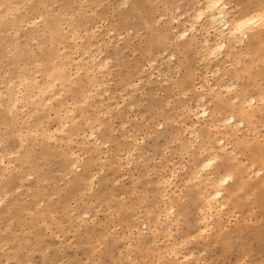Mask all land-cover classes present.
<instances>
[{
  "label": "rangeland",
  "instance_id": "374dc122",
  "mask_svg": "<svg viewBox=\"0 0 264 264\" xmlns=\"http://www.w3.org/2000/svg\"><path fill=\"white\" fill-rule=\"evenodd\" d=\"M206 2L0 0V264H264V29L208 60Z\"/></svg>",
  "mask_w": 264,
  "mask_h": 264
},
{
  "label": "bare ground",
  "instance_id": "6f19581e",
  "mask_svg": "<svg viewBox=\"0 0 264 264\" xmlns=\"http://www.w3.org/2000/svg\"><path fill=\"white\" fill-rule=\"evenodd\" d=\"M228 0H208V2H206V7L205 9H200L198 10L196 13V17H195V22L200 23L202 20H207L208 24L211 26L210 28L215 31L216 33H218L219 39L217 40L216 43L211 44L209 41L210 40H205L203 43L204 45L206 44L207 49H205L206 51V56L207 59L209 60V58L211 59H217L218 57H220V54L222 53V51H225L227 48H232L233 45H231V43L233 44H242L244 42V40L247 38H249V33L253 32V28L255 27H260L262 29H264V9L263 11H259V12H255V13H251L248 15H243L240 16L238 19L235 20H231L230 19V7H229V3H227ZM257 9V8H256ZM260 9V8H259ZM255 10V9H254ZM262 10V9H261ZM182 17V16H181ZM193 19V18H192ZM186 23V22H185ZM187 24H191L192 23H187ZM195 25V23H194ZM194 25L189 26L191 28L195 27ZM208 25V26H209ZM190 28V30H191ZM207 28V27H205ZM189 29V28H188ZM187 29V30H188ZM194 30V29H193ZM206 30V29H205ZM208 30V29H207ZM212 31V32H213ZM182 33V31H180ZM208 32V31H207ZM180 33V34H181ZM187 33V31H185L184 33L181 34V36H185ZM209 33V32H208ZM179 36V37H181ZM234 47V46H233ZM205 48V47H204ZM204 52V50H203ZM202 52V53H203ZM204 55V54H202ZM219 55V56H218ZM205 57H202L205 58ZM227 58V57H226ZM206 59V58H205ZM204 60V59H203ZM207 60V61H208ZM211 62V61H209ZM209 65V64H208ZM206 66V65H205ZM208 67V66H206ZM217 67V66H216ZM215 67V68H216ZM98 68V67H97ZM209 68V67H208ZM206 68V69H208ZM217 70V68H216ZM215 70V71H216ZM217 72V71H216ZM218 73V72H217ZM206 83V82H205ZM204 83V84H205ZM209 83V82H208ZM211 83V82H210ZM209 85V84H208ZM234 85V84H233ZM230 86V85H229ZM228 86V87H229ZM227 87V86H226ZM226 88V89H230V88ZM232 87V86H231ZM225 88V86H224ZM233 88V87H232ZM211 89V88H210ZM214 88H212L211 90H213ZM262 95V94H261ZM16 96V95H15ZM200 97V96H199ZM201 98V97H200ZM257 98V97H256ZM262 98V97H261ZM204 99V97H203ZM236 100V99H235ZM203 101V100H201ZM263 101V100H262ZM250 102V101H249ZM256 102V101H255ZM200 103V102H199ZM252 105V104H251ZM198 107V106H197ZM200 108V107H198ZM204 108V107H203ZM202 109V107H201ZM194 111V110H193ZM202 116H205L207 113V110H201ZM192 112V111H191ZM228 119V118H227ZM226 119V120H227ZM241 119V118H240ZM225 120V122H226ZM232 120V121H231ZM223 121V120H222ZM229 123L233 124V126L235 127H239L242 125V122H237L235 117L232 116L228 119ZM195 124V123H194ZM236 129V128H235ZM234 132V131H233ZM93 134V133H92ZM93 136V135H92ZM94 138V137H93ZM96 138V137H95ZM84 141V140H83ZM222 142V141H221ZM224 147V146H223ZM207 163V162H206ZM205 163V164H206ZM211 163V162H210ZM213 163V162H212ZM211 163V164H212ZM202 165V164H201ZM200 165V166H201ZM208 165V163H207ZM210 165V164H209ZM199 166V167H200ZM252 166V165H251ZM198 167V169H199ZM197 172V171H195ZM197 174V173H194ZM196 176V175H194ZM210 179V178H209ZM228 179L226 178L225 181H223L224 183L227 181ZM219 186V185H218ZM223 186V185H222ZM215 187V185L213 186ZM222 194L221 191H218L215 194V198H217L218 196H220ZM213 197V196H212ZM211 197V198H212ZM209 198V197H208ZM207 200H211V199H207ZM211 202V201H210ZM200 232V231H199ZM198 232V233H199ZM203 232V231H202Z\"/></svg>",
  "mask_w": 264,
  "mask_h": 264
}]
</instances>
